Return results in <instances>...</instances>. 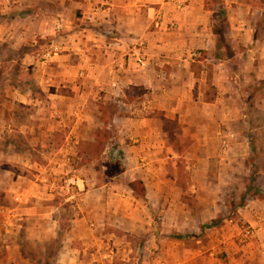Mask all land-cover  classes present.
I'll use <instances>...</instances> for the list:
<instances>
[{"label":"rangeland","instance_id":"rangeland-1","mask_svg":"<svg viewBox=\"0 0 264 264\" xmlns=\"http://www.w3.org/2000/svg\"><path fill=\"white\" fill-rule=\"evenodd\" d=\"M262 9L0 0V264H264ZM132 47L157 71L184 60L186 89L106 97L80 75Z\"/></svg>","mask_w":264,"mask_h":264},{"label":"crops","instance_id":"crops-1","mask_svg":"<svg viewBox=\"0 0 264 264\" xmlns=\"http://www.w3.org/2000/svg\"><path fill=\"white\" fill-rule=\"evenodd\" d=\"M90 1L91 0H88V2ZM261 12L263 13V10ZM126 14L129 15V13H126ZM200 34H201L200 39L196 43L197 47L201 49L202 51H207V49H213L214 46L210 44H204V42L201 41L202 40L201 37H203L202 35L203 33H200ZM115 45L117 46L118 49H122V47H120L118 43ZM82 46L95 51L96 49L95 47H97V44H93L91 42L86 41L85 44L84 42L82 43ZM139 51L143 52V54H141L140 56L138 54ZM149 53L150 51L147 48L144 49V48L132 47L126 53L128 58H125L126 56H123L124 58L122 57V59L119 57L118 59L114 60V58L117 57V54H119V52L117 51L113 53L114 56L109 59H104L103 55H102V58L98 57L97 55V57L91 58L90 62L87 63L85 66H83V68L87 71V73L84 71H80V75L81 76L84 75L85 80L87 79L89 81L91 80V82L94 85H98L99 89L105 91L106 97H111V95H114L120 98L124 97L125 92L122 88L124 86H133V87L143 86L144 88H147V89L151 87L152 91L154 89H159L160 90L159 92L166 96L165 98H168L171 94H174L173 96H175L176 92H178V90L180 91V89L182 88L186 89V87L182 86L183 82L182 80H180V77L178 75L179 69L180 68L183 69V67L184 68L186 67L185 65L186 62H184V60L166 62L170 65V67H174V68H172L170 71H167V72L162 71V70L157 71L154 67L156 63L150 62V60H148L147 57L145 56V55H149ZM108 60L112 61V62L110 61L111 67H110V63L108 64L109 62ZM104 66L109 72L108 73L109 76H106V77L110 78L109 82H106V83L101 82L102 76L99 74L100 69ZM173 69L175 72L173 71ZM151 72L153 74L151 77H149ZM167 77H169V79H167ZM162 79L165 81V84L161 88L156 87L157 83H155L154 85H152L151 83V80L152 81H157V80L162 81ZM80 88L81 87L76 88L77 90H74L73 88L72 92L73 91H76V92L72 95V97L71 96L66 97L65 95H63V97L69 100H72L73 98L76 99L79 95H83L82 94L83 91Z\"/></svg>","mask_w":264,"mask_h":264},{"label":"trees","instance_id":"trees-1","mask_svg":"<svg viewBox=\"0 0 264 264\" xmlns=\"http://www.w3.org/2000/svg\"><path fill=\"white\" fill-rule=\"evenodd\" d=\"M264 12V9H262ZM264 14H262L259 22L263 21ZM129 189L132 191L135 197H137L140 200L146 201V191L143 183L140 180H136L133 182H130L128 184Z\"/></svg>","mask_w":264,"mask_h":264},{"label":"built area","instance_id":"built-area-1","mask_svg":"<svg viewBox=\"0 0 264 264\" xmlns=\"http://www.w3.org/2000/svg\"><path fill=\"white\" fill-rule=\"evenodd\" d=\"M65 183H66V186L68 187V185L73 183V181L72 180H66Z\"/></svg>","mask_w":264,"mask_h":264}]
</instances>
